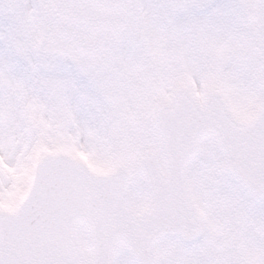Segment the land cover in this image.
Here are the masks:
<instances>
[{"label": "snow or ice", "instance_id": "snow-or-ice-1", "mask_svg": "<svg viewBox=\"0 0 264 264\" xmlns=\"http://www.w3.org/2000/svg\"><path fill=\"white\" fill-rule=\"evenodd\" d=\"M0 264H264V0H0Z\"/></svg>", "mask_w": 264, "mask_h": 264}]
</instances>
